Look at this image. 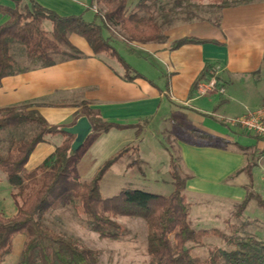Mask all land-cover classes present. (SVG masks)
<instances>
[{
  "label": "trees",
  "instance_id": "trees-1",
  "mask_svg": "<svg viewBox=\"0 0 264 264\" xmlns=\"http://www.w3.org/2000/svg\"><path fill=\"white\" fill-rule=\"evenodd\" d=\"M14 7L0 5V12L8 19L0 24V81L4 76L21 71L10 52L13 43H21L29 58L42 66L56 62V54L65 59L82 56V52L68 39L70 33L83 37L94 53H104L116 59L124 68V77L133 80L142 75L134 70L112 45L111 37L105 29L119 28L127 41L163 42L166 40L162 26L170 14L180 7L185 9L183 20L203 17L192 7L203 0H138L129 10L128 0H90V6H98L92 20L82 15L61 16L40 5L35 0H11ZM233 1L210 0L216 8L228 6ZM48 20L52 28L47 31L42 23ZM218 25V23H215ZM207 40L184 36L173 40L169 49H176L185 43H203ZM64 47L66 49H64ZM264 67V54L262 58ZM212 64H208L192 83L195 90L198 83L210 76ZM31 103H22L0 108V131H14L4 151H0V172L11 187V198L16 206L12 216L0 211V264L11 253L15 236L23 235V242L16 264H100L97 250L81 245L75 238L57 232L46 223L49 213L68 202L74 213L81 217L84 226L96 232L101 238L119 240L127 231L117 218L137 217L144 220L147 227L148 264H264V237L259 238L238 226L228 224L227 233L219 228H195L190 219L191 204L185 195V182L192 174L183 166L179 149L169 151V173L173 189L169 194H157L141 189L122 188L116 195L102 197L99 183L121 156L128 152L123 147L105 160L89 180L77 177L75 166L79 152L70 149L74 136L62 130V126L51 125L37 110L29 109ZM82 112L88 118L92 133L107 132L111 128H136V138L147 125L148 119L131 124H121L104 120L100 114L82 104ZM34 131L25 136L29 125ZM197 138L212 143V135L192 129ZM61 134L64 139L39 165L26 168V162L34 147L44 141L46 135ZM257 141L261 138L254 136ZM232 144L237 150L248 153L246 165L236 173L244 171L251 179L256 167L258 153L256 145ZM138 148V143L134 149ZM254 200L264 209V199L260 194L247 189L244 200L236 207L239 216L248 202ZM217 236L224 246L208 248L205 258L193 255L194 246L202 245L205 237Z\"/></svg>",
  "mask_w": 264,
  "mask_h": 264
},
{
  "label": "crops",
  "instance_id": "crops-1",
  "mask_svg": "<svg viewBox=\"0 0 264 264\" xmlns=\"http://www.w3.org/2000/svg\"><path fill=\"white\" fill-rule=\"evenodd\" d=\"M35 1L61 16L82 15L90 21L95 13L90 0ZM137 1L128 0V9ZM0 5L14 7L11 0H0ZM219 14V26L206 18L175 21L169 16L162 26L166 37L163 42H130L116 28L105 29L104 34L111 37L112 45L119 54L142 75L133 80L124 77V68L116 59L104 53H94L83 37L70 33L69 41L83 55L57 59L49 66L31 61L32 65H24L20 67L21 71L4 76L0 81V108L31 103L29 109L37 110L49 124L62 127L72 126L79 117L85 116L83 103L96 110L104 120L121 124L143 119H148L150 124L159 117V123L170 129L173 127V121H169L171 117L175 120L184 118L191 130H200L222 141L207 143L181 137H176L174 141L184 168L192 174L185 182V195L191 204L190 219L192 224H202L207 208L217 218L224 219L226 213L244 200L247 189L260 194L257 183H262L260 177L257 181L253 175L250 179L244 171L236 173L246 165L248 153L225 143H240L237 135L245 134V131L233 124L230 128L223 119L251 110L246 105L245 96L264 100V0L226 7ZM7 19L8 16L0 12V24ZM51 28L52 25L50 29H45L50 31ZM184 36L207 41L168 48L173 40ZM137 51L146 52L152 61L149 62L147 57L143 60ZM208 64H212V68L219 67L218 78L225 87L223 94L200 96L192 90L193 81ZM236 108L237 111H233ZM171 112L176 117L170 116ZM216 113L218 121L228 126L230 132L205 116ZM63 139L61 134L46 135L44 141L34 147L26 168L39 165ZM133 141H136L134 127L111 128L107 132L96 133L85 140L79 152L75 166L77 176H83L90 167L93 176L105 160ZM139 142L141 144L142 139ZM258 143L256 140L254 145L260 148ZM139 144L136 154L140 158ZM129 166L127 164L126 168ZM10 193L11 187L0 172V211L7 217L16 211Z\"/></svg>",
  "mask_w": 264,
  "mask_h": 264
},
{
  "label": "rangeland",
  "instance_id": "rangeland-1",
  "mask_svg": "<svg viewBox=\"0 0 264 264\" xmlns=\"http://www.w3.org/2000/svg\"><path fill=\"white\" fill-rule=\"evenodd\" d=\"M251 0H245L244 2L233 1L226 7L237 6L241 3H246ZM171 2V0H170ZM196 6L192 7V10L202 16V19L209 20L215 26H219L220 14L219 12L223 8H216L210 5V0H203L196 2ZM97 11L98 6H93V9ZM185 14V9L180 7L176 8L170 15L175 21L182 20L181 16ZM89 17V15L87 16ZM178 19V20H177ZM215 23H218L215 24ZM44 28L51 27V23L46 21L43 24ZM119 30L118 27H116ZM137 42V41H135ZM156 42V41H155ZM142 43V42H137ZM121 45L126 46L123 41H120ZM64 49H66L64 47ZM10 52L16 60V67L20 68L24 65H32L31 61H35L29 58L26 54L25 48L21 43L15 42L10 48ZM137 54L144 60L147 57L148 61L152 59L150 55L143 51H137ZM63 54H56L55 59L63 58ZM30 62H29V61ZM38 62V61H37ZM242 97L245 93L242 92ZM246 97V96H245ZM248 109H254L256 105H264L262 98L255 99L245 98ZM239 108V107H238ZM233 111H237V108ZM170 116H175L174 112H171ZM207 118L212 119L217 124L223 126L230 132L232 127L227 118L231 116H225L223 119L228 126L221 124L217 119V113L215 115H205ZM178 119V118H176ZM169 121H173V127L168 129L165 124L159 123V117L152 121L142 129L140 132V138L133 143L127 144L129 150L121 158V160L114 165L106 174L103 175L99 183V192L102 197H110L116 195L122 188L141 189L148 192L157 194H169L172 189V178L169 173V151L177 153V146L175 144L176 137H181L194 141H205L204 139L197 138L190 133V125L184 120H175L173 117ZM35 125H29L28 130L25 132V136L30 135ZM96 133H91L87 137L90 139L95 136ZM14 136V131L9 129H2L0 131V151H4L8 140ZM237 138L241 144L254 145L256 139L245 134H238ZM86 139V140H87ZM140 139L142 143L139 144ZM136 142L140 146V158L136 154L134 145ZM212 143L222 142L217 138L211 140ZM85 144V141H84ZM259 146H263V141H259ZM124 146V147H126ZM144 160V161H142ZM130 164L128 168L126 165ZM93 167V166H92ZM91 168V167H90ZM90 168H87L83 173V176H77L81 180H89L92 176ZM77 173V172H76ZM252 175L259 180L260 172L257 167L252 169ZM260 195L264 199V185L259 183ZM201 201V200H200ZM200 203V202H199ZM209 202H206L208 204ZM199 207H202L199 204ZM204 212L202 224H193L195 228H219L224 229L227 233V224L224 222L228 220V224L238 226L241 230H245L253 233L259 238L264 237V209L260 207L254 200H250L245 210L237 216L236 208L232 209L229 213L224 215V219L214 216L210 208H207ZM46 223L48 226L70 237L75 238L81 245L97 250L100 264H148V256L146 252L147 246V227L143 219L137 217L120 216L117 218L118 222L127 231L124 238L119 240H112L109 238H101L99 235L87 229L81 217L77 216L72 206L66 202L61 208L49 213L46 217ZM23 242V235L15 236L13 241V249L11 253L5 256L2 264H16ZM213 246H224L222 240L217 236L205 237L202 245L194 246L191 250L193 255H197L200 258H205L208 254V248Z\"/></svg>",
  "mask_w": 264,
  "mask_h": 264
},
{
  "label": "built area",
  "instance_id": "built-area-1",
  "mask_svg": "<svg viewBox=\"0 0 264 264\" xmlns=\"http://www.w3.org/2000/svg\"><path fill=\"white\" fill-rule=\"evenodd\" d=\"M218 70L219 67L214 66L211 69L210 76L198 83L195 89L198 95L203 96L211 93L223 94L225 92L224 83L218 78ZM227 119L230 124L239 126L246 133L258 136L263 141V146L258 148L255 163L260 172V180L264 185V105L247 110L240 116L229 117Z\"/></svg>",
  "mask_w": 264,
  "mask_h": 264
},
{
  "label": "water",
  "instance_id": "water-1",
  "mask_svg": "<svg viewBox=\"0 0 264 264\" xmlns=\"http://www.w3.org/2000/svg\"><path fill=\"white\" fill-rule=\"evenodd\" d=\"M62 130L74 136L70 149L76 152L92 131V126L86 116H81L72 126L62 127Z\"/></svg>",
  "mask_w": 264,
  "mask_h": 264
}]
</instances>
